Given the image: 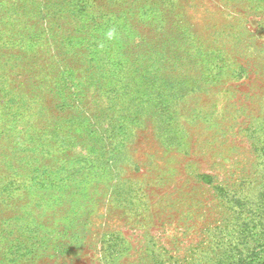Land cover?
I'll return each mask as SVG.
<instances>
[{
  "label": "rangeland",
  "instance_id": "obj_1",
  "mask_svg": "<svg viewBox=\"0 0 264 264\" xmlns=\"http://www.w3.org/2000/svg\"><path fill=\"white\" fill-rule=\"evenodd\" d=\"M0 264H264V0H0Z\"/></svg>",
  "mask_w": 264,
  "mask_h": 264
},
{
  "label": "trees",
  "instance_id": "obj_2",
  "mask_svg": "<svg viewBox=\"0 0 264 264\" xmlns=\"http://www.w3.org/2000/svg\"><path fill=\"white\" fill-rule=\"evenodd\" d=\"M111 60H107V64H111L112 62H110ZM105 64V65H107ZM99 67L97 65L93 66V71L98 70ZM120 72L122 73V70H114L111 67V70L109 72H107L104 75V79L108 81V85L106 87H104V90L106 91V95L108 96H116L114 100L118 101L120 99H122L121 97H123L125 95V92L122 91V85L123 82L126 81V83L129 81L128 77H124L120 75ZM160 81L159 79H147V78H141L139 80H137V84L135 86V89L133 88V92L132 95H136L139 98H146L148 96H152L153 98H158L159 97V87L156 85L154 87V84H157V82ZM161 83V82H160ZM131 84V83H129ZM163 88H162V84H161V92H162ZM120 104H121V109L124 110L128 107V104H125L121 102L120 100ZM117 108V107H116ZM132 110V109H131Z\"/></svg>",
  "mask_w": 264,
  "mask_h": 264
},
{
  "label": "clouds",
  "instance_id": "obj_3",
  "mask_svg": "<svg viewBox=\"0 0 264 264\" xmlns=\"http://www.w3.org/2000/svg\"><path fill=\"white\" fill-rule=\"evenodd\" d=\"M110 36H111V34H110Z\"/></svg>",
  "mask_w": 264,
  "mask_h": 264
}]
</instances>
